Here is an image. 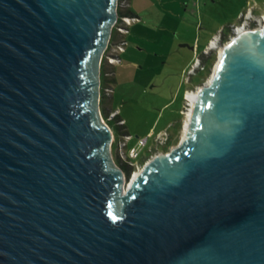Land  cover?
Returning a JSON list of instances; mask_svg holds the SVG:
<instances>
[{
	"label": "water",
	"instance_id": "95a60500",
	"mask_svg": "<svg viewBox=\"0 0 264 264\" xmlns=\"http://www.w3.org/2000/svg\"><path fill=\"white\" fill-rule=\"evenodd\" d=\"M116 6L0 0V264H264V21L123 192L97 103Z\"/></svg>",
	"mask_w": 264,
	"mask_h": 264
},
{
	"label": "rangeland",
	"instance_id": "374dc122",
	"mask_svg": "<svg viewBox=\"0 0 264 264\" xmlns=\"http://www.w3.org/2000/svg\"><path fill=\"white\" fill-rule=\"evenodd\" d=\"M116 10L122 19L117 16L111 28L105 54L119 59L112 64L103 57L97 103L112 130L108 151L122 167L126 186L134 171L180 143L189 107L186 91L196 92L210 79L220 49L238 26L264 21V0H117ZM126 10L132 12L128 24ZM215 37L216 44L208 45ZM119 41L122 51L113 48ZM117 109L123 126L115 118ZM132 146L138 155L129 158Z\"/></svg>",
	"mask_w": 264,
	"mask_h": 264
},
{
	"label": "built area",
	"instance_id": "2783aa9c",
	"mask_svg": "<svg viewBox=\"0 0 264 264\" xmlns=\"http://www.w3.org/2000/svg\"><path fill=\"white\" fill-rule=\"evenodd\" d=\"M120 14V13H119ZM124 14V13H123ZM126 16H125V18H123V19H125V22L128 24L129 22H130V18L131 17H129V14L127 15V14H125ZM119 17V16H118ZM118 17H117V19H118ZM120 19H122V17L120 16L119 17ZM117 21V20H116ZM116 21H115V23H116ZM114 23V24H115ZM126 28L127 27H125L124 29H121V28H117V30L118 31H120V32H124L125 30H126ZM109 41H110V39H109ZM109 41H108V43H107V45H106V47H105V49H104V51H103V54H102V56H101V59H100V63H101V61H102V59H103V57L109 62V63H112V64H114L115 62H116V60L117 59H119V57H118V55H114L113 53H107V54H105V51L107 50V48H108V44H109ZM210 41H211V39L209 40V42H208V45H210ZM119 45H115L114 44V46H113V48L114 49H116V50H118V51H122L123 50V41H119ZM115 60H114V59ZM197 62V61H196ZM198 63V62H197ZM195 65H197V64H195ZM187 92V91H186ZM185 100H187V102H188V105H189V107H188V109L189 108H191V104H190V101L187 99V97H186V93H185ZM117 112H118V110H117ZM117 113H115V115H116ZM120 121H122L123 122V120L122 119H120ZM121 122V123H122ZM128 136H129V134H128ZM146 142V137H144V138H139L138 139V144L139 145H143L144 143ZM124 145L126 146V144L124 143ZM122 152H123V156H126L125 154H126V152L122 149L121 150V154H122ZM138 155V151H137V149H136V147H134V146H132V147H130V149H129V155L127 156V157H129V158H131V157H136ZM128 184V183H127Z\"/></svg>",
	"mask_w": 264,
	"mask_h": 264
},
{
	"label": "bare ground",
	"instance_id": "6f19581e",
	"mask_svg": "<svg viewBox=\"0 0 264 264\" xmlns=\"http://www.w3.org/2000/svg\"><path fill=\"white\" fill-rule=\"evenodd\" d=\"M241 27H238V29H240ZM212 40H211V45H215L216 44V40H217V37H215L214 39L213 38H211ZM222 49V48H221ZM221 49H220V53H221ZM220 56V55H219ZM211 78V77H210ZM210 80V79H209ZM186 97H187V99L190 101V104H191V108H189L187 111H186V115H185V122H184V126H183V130L185 131V129H186V127H187V125H188V121H189V119H190V117H191V112H192V105H193V101H194V99H195V97H196V92L195 91H187L186 92ZM99 114H100V112H99ZM100 118L102 119V116L100 115ZM103 120V119H102ZM110 157H111V155H110ZM111 160H113L112 159V157H111ZM116 164V163H115ZM139 172H136V171H134L133 172V174H131V177H130V179H129V182H131L134 178H135V176L138 174ZM126 182V181H125ZM128 182V184H130ZM125 184V183H124ZM128 184H126V186H123L122 187V191L124 192L125 190H126V187L128 186ZM125 187V188H124Z\"/></svg>",
	"mask_w": 264,
	"mask_h": 264
},
{
	"label": "trees",
	"instance_id": "16d2710c",
	"mask_svg": "<svg viewBox=\"0 0 264 264\" xmlns=\"http://www.w3.org/2000/svg\"><path fill=\"white\" fill-rule=\"evenodd\" d=\"M239 11L240 10H237L236 11V13H235V15H237L238 13H239ZM132 12H130V11H128V10H126V14H131ZM118 110V109H117ZM119 116V110H118V112H117V114L115 115V118L118 120V119H122L123 120V122L120 124V126H123L124 124H125V122H124V119L123 118H121V117H118ZM126 134H129V133H127V132H125ZM130 135V134H129Z\"/></svg>",
	"mask_w": 264,
	"mask_h": 264
}]
</instances>
